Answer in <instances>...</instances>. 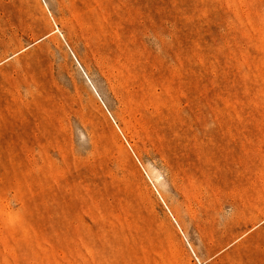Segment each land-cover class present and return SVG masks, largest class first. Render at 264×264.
Listing matches in <instances>:
<instances>
[{
    "label": "rangeland",
    "instance_id": "374dc122",
    "mask_svg": "<svg viewBox=\"0 0 264 264\" xmlns=\"http://www.w3.org/2000/svg\"><path fill=\"white\" fill-rule=\"evenodd\" d=\"M0 264H264V0H0Z\"/></svg>",
    "mask_w": 264,
    "mask_h": 264
}]
</instances>
